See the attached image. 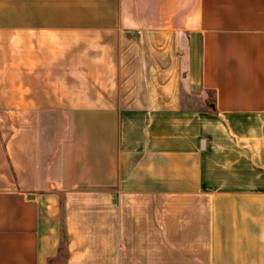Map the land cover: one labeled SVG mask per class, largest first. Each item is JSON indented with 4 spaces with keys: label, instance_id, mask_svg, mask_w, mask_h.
<instances>
[{
    "label": "crops",
    "instance_id": "1",
    "mask_svg": "<svg viewBox=\"0 0 264 264\" xmlns=\"http://www.w3.org/2000/svg\"><path fill=\"white\" fill-rule=\"evenodd\" d=\"M0 264H264V0H0Z\"/></svg>",
    "mask_w": 264,
    "mask_h": 264
},
{
    "label": "rangeland",
    "instance_id": "2",
    "mask_svg": "<svg viewBox=\"0 0 264 264\" xmlns=\"http://www.w3.org/2000/svg\"><path fill=\"white\" fill-rule=\"evenodd\" d=\"M208 110H210V109H208V105H207V111H208Z\"/></svg>",
    "mask_w": 264,
    "mask_h": 264
}]
</instances>
